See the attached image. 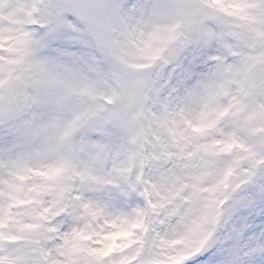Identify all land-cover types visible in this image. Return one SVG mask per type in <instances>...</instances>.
<instances>
[{
  "label": "snow or ice",
  "instance_id": "obj_1",
  "mask_svg": "<svg viewBox=\"0 0 264 264\" xmlns=\"http://www.w3.org/2000/svg\"><path fill=\"white\" fill-rule=\"evenodd\" d=\"M0 264H264V0H0Z\"/></svg>",
  "mask_w": 264,
  "mask_h": 264
}]
</instances>
